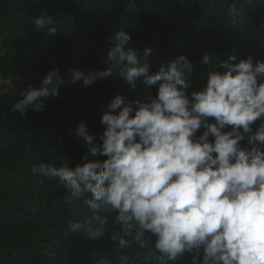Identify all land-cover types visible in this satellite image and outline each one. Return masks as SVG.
Masks as SVG:
<instances>
[{
    "label": "clouds",
    "instance_id": "1",
    "mask_svg": "<svg viewBox=\"0 0 264 264\" xmlns=\"http://www.w3.org/2000/svg\"><path fill=\"white\" fill-rule=\"evenodd\" d=\"M136 7V0H128L129 10ZM229 12H236L234 4ZM32 25L37 32L58 30L54 17L45 13ZM131 40L123 29L109 37L105 69L85 73L70 67L66 80L53 68L39 87L20 91L22 98L11 110L24 115L29 108L42 111L47 98L58 97L69 82L87 87L113 77L133 90L138 82L157 87L154 97L135 104L115 96L101 118L105 131L99 145L83 122L75 130L92 155L107 159L74 169L41 162L32 172L83 200L92 215L69 230L89 240L106 235L115 213L111 240L120 247L131 238L143 248L149 233L166 262L188 253L192 264H264V147H241L246 135L250 144L264 145V61L231 56L189 97L195 63L181 54L153 73L149 58L155 50L146 48L141 55ZM217 60L206 52L199 63L211 68Z\"/></svg>",
    "mask_w": 264,
    "mask_h": 264
},
{
    "label": "trees",
    "instance_id": "2",
    "mask_svg": "<svg viewBox=\"0 0 264 264\" xmlns=\"http://www.w3.org/2000/svg\"><path fill=\"white\" fill-rule=\"evenodd\" d=\"M127 4L128 0H0V79L19 87V92L0 95V264H97L105 259L110 264H192L188 253L176 262L162 260L149 233L144 234L143 248L131 238L127 247H120L111 240L117 230L115 213L110 214L109 231L98 241L70 231V224L83 223L92 211L57 181L32 172L41 162L74 169L107 159L92 155L75 130L83 122L99 145L105 131L101 118L110 111L112 99L120 95L127 103L147 101L157 94L156 86L146 88L138 82L133 90L113 77L87 87L69 82L42 111L29 108L21 115L11 110L22 98L20 91L39 87L53 68L66 80L70 67L85 73L107 68L108 39L121 29L131 35L130 46L141 55L146 48L155 50L149 58L153 73L181 54L195 63L189 97L206 85L209 71L219 70L231 56L264 61V0H136L135 10ZM233 4L234 14L229 12ZM42 13L54 17L55 34L34 31L32 20ZM206 52L219 56L211 68L199 63ZM259 124H253V133ZM203 131L198 130L197 137ZM241 147L264 145L250 144L246 135Z\"/></svg>",
    "mask_w": 264,
    "mask_h": 264
},
{
    "label": "rangeland",
    "instance_id": "3",
    "mask_svg": "<svg viewBox=\"0 0 264 264\" xmlns=\"http://www.w3.org/2000/svg\"><path fill=\"white\" fill-rule=\"evenodd\" d=\"M8 90L19 92V87L12 84L11 82L0 79V95L7 92ZM45 102L51 103L52 97L47 98Z\"/></svg>",
    "mask_w": 264,
    "mask_h": 264
}]
</instances>
